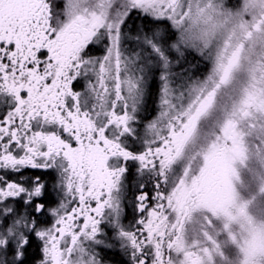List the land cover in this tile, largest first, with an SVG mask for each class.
Listing matches in <instances>:
<instances>
[{
    "label": "snow or ice",
    "instance_id": "obj_1",
    "mask_svg": "<svg viewBox=\"0 0 264 264\" xmlns=\"http://www.w3.org/2000/svg\"><path fill=\"white\" fill-rule=\"evenodd\" d=\"M0 264H264V0H0Z\"/></svg>",
    "mask_w": 264,
    "mask_h": 264
},
{
    "label": "flooded vegetation",
    "instance_id": "obj_2",
    "mask_svg": "<svg viewBox=\"0 0 264 264\" xmlns=\"http://www.w3.org/2000/svg\"><path fill=\"white\" fill-rule=\"evenodd\" d=\"M121 257L117 256L116 259H120Z\"/></svg>",
    "mask_w": 264,
    "mask_h": 264
}]
</instances>
